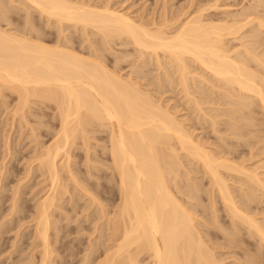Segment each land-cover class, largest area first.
Returning <instances> with one entry per match:
<instances>
[{"label":"bare ground","instance_id":"1","mask_svg":"<svg viewBox=\"0 0 264 264\" xmlns=\"http://www.w3.org/2000/svg\"><path fill=\"white\" fill-rule=\"evenodd\" d=\"M76 1L78 2L79 0H76ZM76 1L72 0L71 2V0L70 1L69 0H21L20 2H22L23 4L25 3L28 4L30 8L32 7L34 11H38L37 13H39V15L41 14L40 16L42 15L43 17L45 16L47 20L49 19V21L50 20L56 21V23L58 24L57 26H60L61 29L65 28V26L63 28V25H66L69 23V24H72V26L74 25L75 27L80 26L79 28H82V31L86 33L88 29L94 30L95 33H98L101 35V38H103L104 42L106 43L115 42V40L116 41L119 40L120 42L124 40H126V42L130 41L129 45L133 44L132 46H135L136 50L139 52L137 53L140 54L139 56L140 58L142 57L143 59H146L148 57L145 58V55L148 54L147 56H149V58L150 57L155 58L157 62L156 64H158V68L163 67L162 66L163 63L162 61L160 62V60L168 59V61L170 62L169 64L173 66L172 68L175 69V73L177 74L176 76L178 78L177 82H179V86H180L179 88H182L187 98H190L193 96L192 94H190V97H188L189 87L192 85V83L191 85L189 84L190 82L189 78L190 77L195 78V77H193L194 73L190 72L189 70L190 67H188L186 60L190 59L191 61H193V63L195 62L199 70L201 68L202 72H205V74L207 73L208 76L212 77V80H209L208 78L206 79L205 76L200 75L201 73L197 75L195 74L196 78H198L197 80H201L200 81L201 83L205 81L204 83L209 84L210 86H214L212 85L214 83V82L212 83L213 79L215 80V82H218L219 84L221 83L220 85H218V83L217 85L215 83L214 84L219 89L220 88L222 90L224 89L223 93L225 91L224 94L226 95L227 99H229V101L226 102L227 104L226 107H229L227 108L228 110L225 111L223 109L225 119H227L226 116H228V119L230 118L231 120V122L229 120L228 122L229 124H227L226 126L229 130V131L227 130L226 131L229 134L231 133L230 130L235 129L234 123L237 119L245 121V126H252V120H253V117L251 116L252 114L250 113L251 115L250 114L246 115L243 111L244 110L250 111V107L253 104L257 103V106L263 111V115L262 114L261 115L264 116V73H261L262 71H264V57H262L264 56V53H263L264 50L262 51V53H257L256 50L258 51V48L255 49L256 48L255 45L259 44L260 46L261 44H263L261 37H260L262 32L260 33L257 31L258 33H260L259 35L260 38L258 36H253L257 33L256 31L253 30V28H255L254 27L255 23H256V28H257L255 30H260L264 28V19L263 17H262L263 20L260 19L261 15L258 18L256 15H254V17H256L254 18L253 15L250 16L247 14L248 12H251V10L250 11L246 10L247 13L242 12L243 14L241 13V15L239 16L240 18L243 16L242 17L243 19L241 20H232L230 22L213 21V20H210L208 17H205L208 15L204 14L205 11H208L207 10L208 7L207 8L205 7L207 5L208 6L210 5L208 3L203 8H199L200 7L199 5V7H197L199 9H197L196 13L195 14L192 13L194 14V16H191V14L189 16V14H187V16H189L190 18L189 17L188 19L186 18L187 20L182 18L183 21L179 20V22H177L178 24L177 23L173 24V23H175L174 21H178L177 18L179 14L177 15V18L176 16L175 17L173 16V18H176V19H173L174 21L172 22V24L174 25V27L172 26L174 28L173 29L172 27L168 26L169 23L168 24L165 23L167 25L165 24L155 25L149 22L151 25L150 24L145 25L143 24L144 22L140 23L139 20L136 22L133 18L126 16L124 14H121V12L118 13L116 11H112L111 10L112 8L110 9L108 5H102L104 7L100 6V8H97L96 7L97 5L96 6L93 5L95 7H91L92 5L87 6L88 4L85 5L83 4V2L74 3ZM213 1L214 3H217L215 2V0H212L211 2ZM261 1H258L259 2L258 4H261L262 3ZM10 2L12 1L10 0ZM20 2L18 1V3ZM13 3H14V0H13ZM15 4H13V6ZM104 4H106V2H104ZM200 4H202V6L204 5L203 3H200ZM258 4H256L257 5L256 8L259 7ZM214 6L215 4H213L212 7ZM20 7H23V6L21 5ZM212 7L209 9V11L211 9L214 10ZM253 8H255V6ZM27 9H25V11ZM4 11L0 13H4ZM211 13L210 15H212ZM4 15L5 14H2L1 16L0 14V17H1L0 21L4 19V18L2 19ZM212 16L214 17V19H216L215 18L216 16L214 15ZM179 17L181 16L179 15ZM5 20L8 21V19H4L2 24L4 25L7 24L8 27L12 25V23L10 24L8 22L6 23ZM144 21L146 20L144 19ZM13 23L15 22L13 21ZM26 23L28 25V31L26 29H23L25 27H21L22 29L20 33H18L19 31L18 32L16 31V28H15V31H13V28L10 31V30H6L8 28L6 25H5L7 27L6 29H4L5 27L4 28L0 27V92L3 91L2 89H6L8 91L10 90L9 92L12 91L11 92L12 94L17 95L19 102H16L18 104L15 105L16 110H17L16 112L22 110V107H20V105L21 106L23 105L24 107L26 104H29L28 99H31V98H33V100H36V99H38V101L41 100L42 102H44V104H46L47 102V105H49L48 103L55 104L54 107H56L55 109L58 110L57 117L59 118L58 121L60 123V127L58 128L57 132H55L57 133L55 135L57 138L55 139L53 144L51 145L49 144L50 145L49 147L44 148V150L41 151V153L37 154L38 156L37 159L35 158L36 160H38V167H39L38 169L42 172L41 173L42 176L44 175L45 178L49 181V185L47 186L49 189L48 191L49 193L47 194V196L45 195L46 197H42L44 199L42 201H39V204H37L35 218H34L35 220L34 221L35 223V228H34L35 234L34 235H36L35 237L39 240L38 242L39 243L41 242V244L39 245L42 246V250H43L41 251L42 255H41L40 264H50L49 262L50 260L48 258H50V255L52 253L50 254L49 252L50 250L48 248V245L50 244L48 242L49 240L48 232H49L50 227H55V225L51 226L52 225V222L50 221L51 213L53 211V208H55L57 205V204L55 205V203L62 198L61 196L65 192H67L66 191L67 185L65 186L64 183L60 184V180H59L60 175L58 173L56 160L58 159V157L62 155L67 157V160L65 159L66 161L69 160L68 159V156H69L68 150L70 149L69 142L73 139L74 135L76 136L77 132L83 131L85 130L86 127H88V125L84 124L85 122L86 123L88 122L87 124H89V122L90 124L91 122L93 123L98 122V125H100L101 127L102 126H104V128L107 127V130L106 129L104 130L105 132H107V135H108V146L107 148L105 147L106 148L105 152H107L110 159L109 158H106V159L110 160L108 162H110L109 168L111 170L110 169L109 170L112 171V174H114L112 175V177L113 176L115 177L116 182H117L116 184L118 186L115 188L116 189L118 188L119 190L118 194L120 195V198H119L120 200L118 203L119 205L116 207V210L111 214L112 217L109 219L108 217H106L108 216V213L106 212L105 207L101 205V203L99 202L101 205L99 208L100 215L102 214L101 217H103L104 219L106 217L104 221H106V223L108 222L106 226L109 232L107 233H109L110 235L109 234L107 235H109L110 237L109 236L107 237L110 238V242H112L113 244L111 247L112 248L111 252L106 251L107 254L102 259V262H98V264L99 263L100 264H141V260L143 258H146L149 260L148 264H219L218 262L221 259L217 262L215 260L216 258H214V256L212 255L213 252L211 253L209 251L208 248L210 246L207 247L209 243L207 244L206 240L204 239L205 237L203 238L202 236L203 233L200 232L201 233L200 234L198 229L196 228L197 224L195 223V218L193 219L192 215L189 212L190 209L186 208V206L184 207V205L180 202L179 198H177V194H179L180 192L178 191L179 189H177L175 186L174 188H171L170 186V182L172 180H175L176 178L170 179L169 176H171V174L174 173L175 171L174 167L181 164L180 162H178V157L176 158V155L174 154L175 147L173 149V145L175 144L173 145L171 144L173 140H174L173 143L176 141L177 144L180 146L179 147L176 144L178 148H181V151H184L186 155L189 156L193 161H196V163L198 162L197 164H200L202 169L205 170L206 173L209 175L211 179L210 191H211V187H213L214 189L212 188V192L213 191L215 192V190L218 192L217 193L219 194L218 197L220 196L221 200L223 201L224 208L226 209L227 214L231 215L230 218H232L233 223L238 222L240 223V225L242 224L243 226H246L249 230L255 233V235L257 236L256 239L258 238L259 241L262 242V246L264 245V228L259 224V222L253 219L254 217L252 218L250 217L251 215L248 216L246 214L247 212H245L246 209H244L245 207L244 205L242 206L243 208L237 205L239 203L235 202L236 199L234 200L230 192L231 188L229 190L230 186L227 185L229 182H226L225 179L220 174V169L231 171V172H234L235 174L238 173V175L243 174L245 175L244 177L247 179L248 183L249 182L252 183L256 188L261 189L264 192V183L254 173L255 171L254 172L252 171L254 174L253 173L251 174V172L249 170L247 171L246 170L247 168L244 167L246 172H250V174L249 173L245 174V171L243 170L244 168L242 169V167H239L241 165H238L237 167V165L234 164L235 162L233 163L234 165L231 163L233 160L232 161L227 160L228 157L226 160L221 157H217L216 155H214L215 154L214 151H212L214 152V154H212L208 149L204 148L203 145H201L198 142V140L197 142H195L193 137L191 136L192 134L188 133L187 132L188 130L186 131V129L183 128L184 127L182 126L183 123L182 122L179 123V121L176 120V118L172 115L173 112L170 114L168 110H164V107H162L163 105L160 106L161 104L160 105L159 103L157 104L155 100H153L152 98L153 95L152 96L148 95L146 92L144 93L143 90L142 92L139 89V86H137L138 83L131 82L133 79L131 81H124L121 79L119 74H117L118 72L115 73L116 70L115 71H111V69L109 70L101 61L100 56L102 54H100V56L90 55L89 58H85L84 56L82 57L81 55L75 53L73 50L69 49L68 48L69 45L67 47H64L65 45L61 46V42H63L65 39H63V41L60 40V43H58V41L57 43L53 42L55 45L51 46L52 45L51 44L49 46L48 44H46V42L45 43L43 42V39H42L43 37L42 38L40 37L41 35L38 36L39 33L37 32V30H35L34 26H33L34 29L31 27L32 28L31 30H35V33L30 32L31 30L29 29L30 28L29 25L31 22H29V24L28 22ZM53 23L56 24L55 22ZM253 23H254V26L252 27V32H255V33H253V35L250 34L248 31H246L245 33L248 32L247 34L252 35L251 37L254 40L252 39H251L252 41L243 40L245 38H243V36L241 35H245V34H243L242 32L244 31V29H246V27L248 28L251 27ZM172 24L170 22V25ZM10 27H13V26H10ZM169 27L172 30L167 31L170 29ZM61 29H59L58 31L62 32ZM24 30L26 31L24 32ZM60 35H62V33L59 34V36ZM88 36H92V35L89 34ZM238 40L241 41L239 46L237 45V47H235V46L229 45L230 41L238 42ZM159 53H161L162 56H160ZM160 57H163V58L160 59ZM116 59H115V62H117ZM146 61L148 60L146 59ZM251 62H254L253 64H255L257 68L260 67V69L261 70L263 69V70L259 72L257 69L254 68L255 65H253L254 67L251 68V65H250ZM114 67H117V66H114ZM198 69L196 70L197 72H198ZM159 71L164 72L163 68L162 70L160 69ZM158 79H161V78L158 77ZM162 82L163 81H161V83ZM153 83H157V85L159 84L161 86V84L158 82L153 81ZM214 88L215 87H213V89ZM218 88L216 89L217 92L219 91ZM211 95L213 94L211 93ZM189 101L191 100L189 99ZM192 102H193V105L196 107V109L201 111L200 112L202 113L201 115L204 116L203 120L205 116L206 118L209 117V119L206 122L210 120L211 126L213 128V126L216 125L217 119H219L218 117L219 114L217 115L218 118L215 117L216 115L215 116L210 115L211 112L208 115L207 110H206L207 112L204 111L205 109L202 110L201 103L198 101V99L192 100ZM192 102L190 103L192 104ZM39 103L40 102H38V104ZM207 103H210V102H207ZM213 103L215 104V102ZM213 103H210V104L212 105ZM224 103H225V99H224ZM217 107H220V106L218 105ZM223 107H225V105ZM165 109H166V106H165ZM214 110H212V112ZM218 112H219V108H218ZM83 125H86V126L84 127ZM81 126L83 127V130L81 129L82 128ZM79 128L81 129L80 131L78 130ZM216 129H219V128H216ZM239 129L236 128L235 130H239ZM86 131H89V130L86 129ZM86 131H85V134H87ZM232 135H234L235 137L238 136V138H240L239 136L241 134L239 132H236V133H232ZM88 137L87 139H89ZM84 138L85 137H83V139ZM85 141H86L87 146H89L90 144L88 145V140L85 139ZM84 146H85V143H84ZM67 147H69L68 150H67ZM87 149L88 148L85 147V150H86L85 152L88 151ZM103 150H104V147H103ZM250 158L252 157L250 156ZM89 160H91V156H90V159H87L88 162ZM180 166L182 167V165ZM178 170H179V167H178ZM234 173H231V174L234 175ZM70 181L73 182L74 180L71 179ZM62 185H64L65 188L64 186L62 187ZM86 191H85L86 192L85 194L88 195L87 194L88 191H91V190H86ZM253 192H256V190ZM16 193L17 191L14 192L15 196L17 195ZM256 193H259V192H256ZM89 195H91V193H89ZM244 197L245 196H243V198ZM90 198H92V195L90 196ZM93 199H95V202H96L97 199L94 196H93ZM93 199L92 201H94ZM12 200L13 202H15L14 199ZM96 203L98 206L99 205L98 201ZM213 204H214V201H213ZM11 206H12V210L11 208L10 210L13 211L16 205L15 203H13V205ZM115 206L116 205H114V207ZM5 217H6V214H5ZM33 217L34 216H32V218ZM216 225H218V223L215 224V226ZM81 229L82 228H80V230ZM25 247H28V246H25ZM0 257H1V254H0ZM85 258H86V255H85ZM247 262L248 264H258L256 258H253V257L247 259Z\"/></svg>","mask_w":264,"mask_h":264},{"label":"rangeland","instance_id":"2","mask_svg":"<svg viewBox=\"0 0 264 264\" xmlns=\"http://www.w3.org/2000/svg\"><path fill=\"white\" fill-rule=\"evenodd\" d=\"M11 1L12 2H10V0L9 1L8 0H1L0 1V4L2 2L5 3V4L2 3L0 5V7H1L0 12H3L4 10H6V11H4V13H0V14H1V16H2V14H5L2 17V19L3 18L8 19V21L5 20V22L6 23L8 22L9 24L12 23V25H10V26H13V27L9 26L11 28L10 29L7 26V24H5V25L8 28L4 24H2L4 21V19H3L0 21L1 24L3 25L2 26L0 24L1 28L5 27L4 29L7 28L6 30H10V31L12 30V28H13V31H15V28H16V31L17 32L19 31L18 33H20V31L22 29L21 27H25L23 29H26L28 31V25L26 22H28V24H29V22H31L30 23L31 26L29 25V27H30L29 29L31 30L34 26L35 30H37V32L39 33L38 36L41 35L40 37L41 38L43 37L42 38L43 42L44 43L46 42V44H48L49 46L51 44H52L51 46H54L55 45L54 43H57V41H58V43H60V40L63 41V39H65L63 42H61V46L65 45L64 47H67L69 45V47H68L69 49L73 50L75 53L81 55L82 57L84 56L85 58H89L90 55L100 56V54H102L100 56L101 61L109 70L110 69H111V71L116 70L115 73L118 72L117 74H119L121 79L124 81H131L133 79L131 82L138 83L137 86H139V89L141 91L143 90L144 93L146 92L148 95H151V96L153 95L152 98H153V100H155V102L157 104L158 103H159V105L161 104L160 106L163 105L162 107H164V110H168V112H170V114L173 112L174 114L172 113V115L176 118V120H178L179 123H181V122L183 123L182 124V126H184L183 128L186 129V131L188 130L187 131L188 133L192 134L191 136L193 137L195 142H197V140H198V142L201 145H203L204 148L208 149L212 154H214V152H215L214 155H216L217 157H221L225 160L228 157L227 160H230V161L233 160L231 163L233 164L235 162L234 164L237 165V167H238V165H241L239 167H242V169L244 167H246L247 168L246 170L247 171L249 170L251 172V174L255 171L254 173L264 183V124H263L264 123V120H263L264 116H262L263 111L257 106V103L253 104L250 107V111L249 110L243 111L246 115H249L250 113L252 114V115L250 114L253 117L252 126H245V121L237 119L234 123V126H235V129L236 128L239 129V127H240V129L239 130L234 129L235 132H234V130H230L231 133L229 134L227 132L229 130L226 126H227V124H229L228 122H229L230 118L228 119V116H226L227 119H225L224 113H223L224 110L226 111V110H228L227 108H229V107H226L227 106L226 102H228L229 99H227L226 95L224 94L225 91L223 93L224 89L222 90L220 88L221 89L220 90L217 86H215V84L217 85L218 82H215L214 79L212 81V83L213 82L215 83V84L214 83L212 84L214 86H210L209 84L204 83L205 81L203 82V80H202L203 83L200 82L201 80H197L198 78H196V75L200 74V73H201L200 75L205 76L206 79L208 78L209 80H212V77L208 76L207 73L205 74V72H202L201 68L199 70L198 66H196L195 62L193 63V61H191L189 58H187L189 60H186L187 65H188V67H190L189 68L190 72H193L194 75L196 74L194 76L192 73L193 77H195L196 79L191 78V77H190L191 79L189 78L190 82L189 81L188 82L190 85L192 83V85H191L192 88L189 85L190 87H189V91H188V93H189L188 97H190V94H192L193 96L191 95L192 97L187 98V96H186L185 92H183L182 88H179L180 86H179V82H177L178 81V78L176 76L177 74L175 73V69L172 68L173 66H171V64H169L170 62L168 61V59L160 60V62L162 61V63H163L162 64L163 67L159 66L160 68H158V64H156L157 62H156L155 58H153V57L149 58V56H147L148 54L145 55V58L146 57L149 58V59L146 58L148 61H146V59H143L142 57L140 58L139 57L140 54H138L139 52L136 50L135 46H132L133 44L129 45L130 41L126 42V40H124L125 42L122 41L123 44L119 40H117V41L115 40V42L106 43V42H104L103 38H101V35L98 33H95L94 30L88 29L87 33H86L84 31H82V28H79L80 26L79 27L77 26L78 27L77 28L74 25L72 26V24H69V23L66 25H63V28H64V26H65V28L61 29L60 26H57L58 24L56 23V21H54V20L49 21V19L47 20V18L45 16L44 17H43V15L40 16L41 14L39 15V13H37L38 11H34V9L32 7L30 8L29 5L26 3L23 4L24 3L23 1H22L23 3L20 2L21 0H14V3H13V0H11ZM18 1L20 3H18ZM73 1H76V0H73ZM211 1L212 0H202V1L201 0H195V2H194V0H165V1L164 0H110V1L109 0H82V1L79 0L78 2L79 3L83 2V4H85V5L88 4L87 6L92 5L91 7H95L97 5L96 6L97 8H100V6L104 7L102 5H108L110 9L112 8L111 9L112 11H116L118 13L121 12V14H124L126 16L133 18L136 22L138 20L140 23L144 22L143 24H145V25H147V24L149 25L150 23L155 24V25H162L165 23H167V24L169 23L168 26L174 27L173 24H176L177 22H179V20L183 21V19H186V18L188 19L190 14H191V16H194L197 9L203 8L208 3L210 5L205 6L206 8L208 7V9H207L208 11H205L204 14L208 15L205 17H208L210 20H213V21H228V22H230L232 20H241V19H243L242 18L243 16L241 18L239 17L241 15V13L242 12L247 13V11H250V10H251V12H248L247 13L248 15H250V16L253 15V17H254V15H256L257 18L261 15L260 19H262V17L264 19V3H263L264 0H262V1L261 0H225V1L224 0H215V2H217V3H214V1L213 2H211ZM258 1H261L262 3L260 2L261 4H258L259 3ZM71 2H72V0H71ZM78 2L76 1L74 3H78ZM104 2H106V4H104ZM107 2H108V4H107ZM164 2H166V3H164ZM199 2L203 3L204 5L202 6V4H200ZM7 4H8V6H7ZM13 4H15L14 5L15 7L13 6ZM213 4H215V6H217V7H215V6L212 7ZM256 4L259 5V7H257L259 9L256 8V6H257ZM2 5H3V7H2ZM21 5L23 7H20ZM93 5H95V6H93ZM199 5H200V7H199ZM260 5H262V6H260ZM210 6L214 10L211 9L209 11V9L211 8ZM254 6L256 9L253 8ZM197 7H199V8H197ZM247 7H249V8L251 7V8L249 9ZM260 7H262V8H260ZM6 8H8V9H6ZM25 9H27V10L25 11ZM30 9L31 10L33 9V10L31 11ZM184 11H186L187 13ZM182 12H184V13H182ZM26 13H27V15H26ZM192 13H194V14H192ZM210 13L212 15L216 16L215 17L216 19H214V17L212 15H210ZM236 13L239 15H237ZM178 14L181 17H179ZM187 14H189V16H187ZM177 15H178V18H177ZM27 16L28 17L30 16L29 19ZM173 16L174 17L176 16L178 21H174L173 19H176V18H173ZM253 17H251V18H253ZM254 18H256V17H254ZM0 19H1V17H0ZM144 19L146 21H144ZM10 20H11V22H10ZM45 20H46V22H45ZM13 21L15 23H13ZM173 21L175 23L172 24ZM53 22H55L56 24H54ZM170 22L172 25H170ZM254 23L251 25V27H249V28L246 27V29H244V31L242 30L243 32L241 31L243 34L246 35V37H245V35H241V36H243V38H245L243 40H245V41L254 40L251 37L253 35V33H255V32H252V27L254 26ZM14 24H16V25H14ZM167 24H165V25H167ZM45 25H47V26H45ZM58 27H59V29H61L62 32L58 31L59 30ZM254 27H255V28H253L254 31H256V32L258 31L260 33L262 32L260 37H261L263 44H261L260 46H259V44H257V45H255L256 48L254 47L255 49L258 48V51L256 50L257 53H262V51L264 50V39H262V38H264L263 37L264 36V34H263L264 28L260 29L262 31L255 30V29H257L256 23H255ZM250 28H251V30H250ZM26 30H24V32ZM35 30H31L30 32L35 33ZM170 30H172V29L170 28L167 31H170ZM246 31H248L252 35L247 34L248 32L245 33ZM22 32H23V30H22ZM83 32L86 35L90 34L92 36H88V35L86 36ZM258 32L253 36L259 37L260 33H258ZM61 33H62V35L59 36V34H61ZM35 35H37V34H35ZM247 35H249V36H247ZM82 36H84V37H82ZM87 37H88V39H87ZM248 37H250V38H248ZM240 38H242V37H240ZM68 40H70V41H68ZM67 41H68V43L69 42L70 43L68 44ZM88 41H89V43H88ZM238 42L237 41H230L229 45L237 47V45L239 46L241 41L238 40ZM92 44H93V46H92ZM122 45H124V46H122ZM125 45H127V46H125ZM259 47L261 48V50ZM108 49H109V51H108ZM134 51H136V52H134ZM95 53H96V55H95ZM128 53H130V54H128ZM136 54H138V55H136ZM159 55L162 56L161 53H159ZM262 57H264V56H262ZM122 58H124V59H122ZM161 58H163V57H160V59ZM115 59L117 62H115ZM118 59H119V61H118ZM122 60H123V62H122ZM142 61H144L145 63ZM251 63H250V65L252 68V67H254L253 65H255V64H253L254 62H251ZM112 64H114V65H112ZM114 66H117V67H114ZM162 68H163L164 72L159 71L160 69L162 70ZM254 68L257 69L259 72H261L263 70V69L261 70L260 67L257 68L256 65ZM197 69H198V72L196 71ZM119 71H120V73H119ZM172 71H174V72H172ZM130 73H132V74H130ZM261 73H264V71H262ZM148 74H149V76H148ZM163 74H165L166 76ZM170 76H171V78H170ZM158 77L161 79H158ZM143 78H145V79H143ZM167 78H169V79H167ZM176 78H177V80H176ZM140 79H142V80H140ZM153 81L160 83L161 86L159 84L157 85V83H153ZM161 81H163V82L161 83ZM147 82H149V83H147ZM162 84H164V85H162ZM202 84H203V86H202ZM220 84L218 83V85H220ZM147 85H149V86H147ZM210 87H212V88H210ZM213 87H215V88L217 87L219 89V91L217 92L216 91L217 88L213 89ZM2 90L3 91L0 92V172H1V174H0V178H1L0 179V254H1L0 264H38V263L40 264L41 255H42L41 251H43V250H42V246L39 245V244H41V242L39 243L38 242L39 240L35 237L36 235H34L35 234V232H34L35 231L34 230V228H35L34 218H35L37 204H39V201H42L44 199L42 197H46L47 194L49 193L48 192L49 189L47 187L49 185V181L45 178L44 175L42 176V174H41L42 172L38 169L39 168L38 167V160H36V159L38 157L37 154L41 153V151H43L44 148H47L51 144H53V142L57 138L55 136L57 133H55V132H57L58 128L60 127V123L58 121L59 118L57 117L58 116V113H57L58 110L55 109L56 108V107H54L55 104L48 103L49 105H47V102H46V104H44V102H42L40 99H39L40 101H38V99L34 98L37 100L36 101V100H33V98H31L32 100L28 99L29 104H26L24 107H23V105L22 106L20 105V107H22V110L16 112L17 110H16L15 105L18 104L16 102H19L17 95L12 94L11 93L12 91L9 92L10 90L9 91L6 89H2ZM4 90H5V92H4ZM158 92H160V93H158ZM183 93L185 94L186 97L184 96ZM211 93L213 95H211ZM158 94H160L161 96ZM162 94H164V95H162ZM223 94L225 95V97ZM222 96L225 99V103H224V99L222 98ZM189 99L191 101H189ZM197 99L201 103L202 110L205 109L204 111H206V110L208 111V112L206 111L208 115L211 112L210 115H214V116L216 115L215 116L216 118L219 117V119H217V121H216L217 126L215 125L216 128H219V129H216L215 126H213V128H212L210 120L208 122H206L209 119V117L206 118V116H205V118L203 120L204 116L201 115L202 114V113H200L201 111L197 110L196 107L193 105V102H192V100H197ZM158 100H159V102H158ZM34 102H36V103H34ZM38 102H40L39 104L41 106L38 104ZM190 102H192V104ZM207 102H210V103L215 102V104L213 103L211 105L210 103H207ZM218 105L220 107H217ZM224 105H225V107H223ZM165 106H166V109H165ZM218 108H219V112H218ZM220 109L222 110V112ZM212 110H214V111L212 112ZM25 111H26V113H25ZM217 115H218V117H217ZM238 121H239V123H238ZM230 122H231V120H230ZM87 123L86 122L84 123V124L88 125V127H86L85 130H83V127L81 126L82 127L81 129L84 132L80 131L81 129L79 128L78 130L81 132V134H80V132H77L76 136L74 135V137H73L74 140L71 138L72 143H71V141L69 142L70 143L69 144L70 149L68 150L69 147H67V150L69 153L68 154L69 160L66 161L67 157H65L64 155L58 157V159L56 160L58 173L60 175L59 176L60 177V179H59L60 184L64 183L65 186L67 185L66 186L67 192H65L61 196L62 198L59 200L60 202L57 201L60 204L57 202L55 203V205L56 204L57 205L55 208H53V211L51 213V219H50V221L52 222L51 226L55 225V227H50L49 232H48L49 233L48 234L49 235L48 236L49 237L48 242L50 243L48 245V248L50 250L49 251L50 254L51 253L52 254L50 255V258H48L50 261L49 260H47V261H49L50 264H98V262H102V259L107 254L106 251L111 252V249H112L111 247H112L113 243L110 242V238H109L110 234L107 233V232H109L107 229V226H106L108 222L106 223V221H104V220L106 219V217H108V219L112 217L111 214L116 210V207L119 205L118 203L120 200L119 199L120 195L118 194L119 193L118 188L117 189L115 188L118 186L116 184L117 182H116L115 177L114 176L112 177V175H114V174H112V171H110L111 169L109 168L110 167L109 166L110 162H108V161H110L109 155L107 154V152H105V149L108 146V135H107V132H105L104 130L105 129L107 130V127L105 126L106 128H104V126H102L104 128L103 129L100 125H98V122H95V123L91 122V124H90V122H89V124H87ZM86 125H83V126L85 127ZM224 128H226V129H224ZM86 129L89 131H86ZM212 130L215 132H213ZM85 131L87 134H85ZM236 132H239L241 134L239 136L240 138H238V136L235 137L234 135H232V133H236ZM90 134H92V135H90ZM86 136L87 137L89 136L88 138L91 140L87 139ZM83 137H85V138L83 139ZM85 139L88 140V145L90 144L89 146H87ZM224 140H226V141H224ZM173 141L171 142V144L172 145L175 144V145H173V149L175 147L174 154L176 155V158L178 157V162H180L181 164L178 163L179 165L174 167V170H175L174 173L171 174V176H169L170 179L176 178L175 180H172L170 182V186H171V188H174V186H175L177 189H179L178 191H180V192H179V194H177V198H179L180 202L184 205V207L186 206V208L190 209L189 212L192 215L193 219L195 218V223L197 224L196 228L198 229L199 233L200 232L203 233L202 236H203V238L205 237L204 239L206 240L207 244L209 243L207 245V247L210 246L208 249L211 253L212 252L214 253V254L212 253V255L214 256V258H216L215 260L218 262L221 259L218 262L219 264H248L247 259L253 257V258H256L258 264H264V245L262 246V242H260L258 238L256 239L257 236L255 235V233L253 231L249 230L246 226H243L242 224L240 225V223H238V222L233 223L232 218H230L231 215H228L226 209L224 208L223 201L221 200L220 196L218 197V195H219V194H217L218 192L216 190H215V192L214 191L212 192L213 187H211V191H210L211 179H210L209 175L206 173L205 170L202 169L200 164H197L198 162L196 163V161H193L189 156L186 155V153L184 151H181V148H178L179 145L177 144L176 141L174 143H173ZM84 143H85V146H84ZM207 143H208V145H207ZM100 145H102V146H100ZM214 145H216V146H214ZM85 147L88 148L87 149L88 154H87V152H85L86 151ZM103 147H104V150H103ZM232 147H234V148H232ZM212 151H214V152H212ZM8 152H10V153H8ZM6 153H7V155H6ZM233 153H235V154H233ZM90 156H91L92 161L89 160V162H90L89 163L87 161V159H90ZM250 156L252 158H250ZM85 158H86V160H85ZM106 158H109V159L107 160ZM238 162H240V163H238ZM106 163H108V164H106ZM243 163H244V165H243ZM66 164H68V165H66ZM180 165H182V167ZM65 167L69 170H67ZM178 167H179V170H178ZM243 170L245 171V174H247V173L250 174V172H246L245 168ZM32 171H34V172H32ZM231 173H234V172L226 171L224 169H220L221 176L225 179L226 182H229L227 185L230 186L229 190L231 188L230 192H231L234 200L236 199L235 202L239 203L237 205L241 208H243L242 206L244 205L245 206L244 209H246L245 212H247L246 214L248 216L251 215L250 217H252V218L254 217L253 219H255L257 222H259V224L264 228V221H263L264 220V201H263L264 200V192L261 189L256 188L252 183H250V182L248 183L247 179L244 177L245 175H243V174L238 175V173L237 174L234 173V175H233ZM205 174L208 176H206ZM173 175H175V176L177 175L178 177L177 176L175 177ZM71 179L74 180L75 182L70 181ZM76 183H77V185H76ZM104 183H106V184H104ZM247 183H248V185H247ZM64 185H62V187ZM84 185H85V187H84ZM65 186H64V188H65ZM85 189L91 190V191H88V193H87L88 195L85 194L87 192ZM239 189H240V191H239ZM255 190H256V192H259V193L253 192ZM1 191H3V192H1ZM16 191H17L16 194L18 196L17 195L15 196V194H14V192H16ZM243 191H245V192H243ZM89 193H91L92 198H90L91 195H89ZM244 193H246V194H244ZM182 194H184V195H182ZM254 195H255V197H254ZM14 196H15V198H14ZM93 196L97 199L96 202L98 201L99 207L97 206L95 199H93ZM243 196H245V197L243 198ZM249 196H250V198H249ZM253 197H254V199H253ZM12 199H14L15 202H13ZM39 199H41V200H39ZM92 199L94 201H92ZM220 200H221V202H220ZM249 200H251V201H249ZM213 201H214V204H213ZM99 202L101 203V205H103L105 207V210L108 213V216H106L105 219L103 217H101L102 214L100 215L99 208L101 205ZM249 202H251V203H249ZM258 202H259V204H258ZM13 203H15L16 207H14V210L11 211L12 210L11 205H13ZM114 205H116V206L114 207ZM10 208H11V210H10ZM261 209H262V211H261ZM213 212H214V214H213ZM5 214H6V217H5ZM32 216H34V217L32 218ZM67 216H68V218H67ZM99 217H101V218H99ZM199 218H200V220H199ZM261 218H262V220H261ZM55 219H57L58 221ZM96 219H98V220H96ZM99 219H101V220H99ZM108 219H107V221H108ZM32 220H33V222H32ZM203 220L205 221V223ZM66 222L68 225L66 224ZM18 223H20V224H18ZM217 223H218V225L215 226V224H217ZM19 225H20V227H19ZM95 226H97V227H95ZM80 228H82V229L80 230ZM107 234H109V235H107ZM32 236H33V238H32ZM107 236H109V237H107ZM209 236H210V238H209ZM251 236H253V237H251ZM107 241H109V242H107ZM25 246H28V247H25ZM110 252H108V253H110ZM85 255H86V258H85ZM83 258H84V260H83ZM143 259L141 260V264H148L149 263L148 259H146V258H143ZM30 262H32V263H30Z\"/></svg>","mask_w":264,"mask_h":264}]
</instances>
